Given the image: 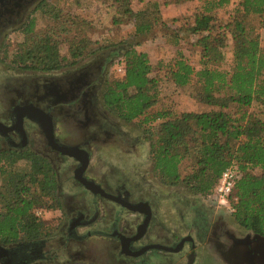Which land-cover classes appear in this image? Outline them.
<instances>
[{"label":"trees","instance_id":"16d2710c","mask_svg":"<svg viewBox=\"0 0 264 264\" xmlns=\"http://www.w3.org/2000/svg\"><path fill=\"white\" fill-rule=\"evenodd\" d=\"M110 1L117 15L113 23L121 24L119 17H123L132 31L113 46L116 51L112 53L122 62L123 73L121 79L104 85V108L123 122L145 127L151 172L162 186L183 185L205 198L224 170L236 168L230 201L232 221L264 237V50L260 42L264 0H237L232 15L217 32L215 13L235 0H171L168 5L201 4L191 23L174 29L164 23L158 1L138 0V4L144 3L138 10L131 8L130 0ZM158 26L165 42L172 46L179 47L183 34L194 38L191 46L198 50V69L178 51L168 63L166 75L176 88L191 86L194 100L212 110L179 115L151 112L157 103V83L151 77L153 68L147 55L136 48L150 39ZM228 36L231 66L222 70V49ZM85 46L84 40H73L68 57L61 58L56 42L45 36L21 57V69L54 72L64 65H75ZM29 58L32 62L27 64ZM252 107L257 111L249 112ZM155 122H159L155 128H147ZM20 161L25 162L26 169L13 168ZM186 161L188 172L181 174L180 166ZM60 208L55 173L46 159L34 153L0 152V248L7 251L17 243L49 236L52 226L36 212Z\"/></svg>","mask_w":264,"mask_h":264},{"label":"flooded vegetation","instance_id":"af4514ba","mask_svg":"<svg viewBox=\"0 0 264 264\" xmlns=\"http://www.w3.org/2000/svg\"><path fill=\"white\" fill-rule=\"evenodd\" d=\"M43 1L0 0V42L21 29ZM106 62L107 58L102 57L60 76L43 77L29 90L15 89L9 106L0 111V152L26 153L35 142L39 143L43 151L38 155L51 164L57 193L62 169L71 176L69 184L76 187L84 201L67 209L57 228V238L51 235L17 243L7 251L0 248V263L58 264L54 261L56 249L71 245L72 252L66 254L76 261L74 264H154L150 258L155 253H167L171 258L168 264H173L172 260H179L177 264H198L210 252L218 264H264V237L245 230L238 236L227 229L221 214L195 213L201 227L192 236L188 231L178 237L171 233L164 236L156 232L161 224L157 213L153 214L150 197L146 198L142 190L128 189L114 179L95 182L88 171L90 146L118 136L103 114L106 111L102 100L96 99L105 84ZM62 118L74 122V134L56 133ZM100 206L103 215L108 216V226L106 221L96 223ZM146 217L148 221L143 226ZM92 237L100 239L94 244H107L101 252L105 262L96 261L94 251L80 246ZM150 245L154 248L146 249ZM198 249L204 251L201 256Z\"/></svg>","mask_w":264,"mask_h":264},{"label":"rangeland","instance_id":"374dc122","mask_svg":"<svg viewBox=\"0 0 264 264\" xmlns=\"http://www.w3.org/2000/svg\"><path fill=\"white\" fill-rule=\"evenodd\" d=\"M145 1L159 2L161 17L171 29L191 23L192 14L198 11L201 5L190 2L178 7H168L171 0ZM237 2V0L232 1L228 6L215 13V32H217L218 27L223 26L228 21ZM42 3V8L36 11V7L21 29L13 31L5 40L0 42V111L9 106L14 97L15 89L29 90L35 83H40L43 77L60 76L76 66L89 64L102 57L107 58L104 68V83L107 84L111 80H118L122 77V62L118 60L119 57L112 53L116 51L113 46L125 40L127 35L131 33L132 27L123 17H119L121 24L115 25L113 23L117 15L110 0H44ZM130 3L133 10H138L144 4H138V0H130ZM65 19V25L61 28L60 24ZM163 35L164 32L158 26L154 35L136 48L138 52L147 55L153 68L151 77L157 83V103L151 112L168 111L174 115H179L184 112L200 113L212 110L194 100V90L191 86L176 88L170 83V79L166 75L167 65L175 58L178 51L183 54L191 66L198 69V50L191 46L194 38L186 37L183 34L184 41L180 43L179 47H175L169 42H165ZM45 36H50L56 42L57 53L61 58L68 57V47L73 40L86 42L84 53L75 65H64L54 72L22 70L21 57L29 54L35 44ZM260 36L261 46L264 50V31H261ZM224 46L222 49L224 61L220 68L228 70L231 66L232 50L229 36ZM117 53L120 54V51ZM26 62L30 64L32 59L29 58ZM102 91L103 89L96 95V99L100 102ZM104 110L106 114H103L107 118L108 124L112 126L118 136L108 139V142L100 140L90 146L88 171L92 173L91 176L96 183H100L101 178H108V181L110 179L117 180L127 188L135 187V189L142 190L145 197H150L149 200L154 205L153 214L157 213V222L158 219L161 222V229L158 228L156 232L164 236L171 233L178 237L184 235L186 231H188V235L192 236L195 230L201 227L200 218L194 216L195 213L200 212H206L211 216L223 215L227 229L231 232L234 231L238 236L248 232H244L242 228L234 224L229 210L210 205L205 199L188 191L185 186L165 187L160 185L151 172L150 143L144 140L145 127L137 122H123L105 108ZM248 111L256 112L257 109L252 107ZM58 122L56 133L59 135L74 134L77 129L74 122L68 118H62ZM158 123L149 124L147 128H155ZM34 144L33 148L30 147V151L26 153L38 155L43 151L39 143L35 142ZM188 165L189 161L181 164V174L188 172ZM13 168L24 170L26 164L20 161ZM61 170L59 171L61 188L60 193H57L61 206L60 210L36 212L37 215L40 214L39 217L52 226L53 231L50 232L49 236L52 235L54 238H57V228L64 220L67 209L74 208L79 202H84L76 187L71 183L69 184L71 176L68 173H62ZM252 173L259 174L257 170H253ZM168 196L170 200H168ZM99 208V217L96 223L106 221L108 226V216L107 214L103 215L101 206ZM108 208H112L111 205ZM120 214H122L121 211ZM263 239L261 238L262 242ZM99 241L100 239L92 237L86 241V244H80V246L91 252L94 251L96 261L105 262L101 252L107 244H94ZM54 245L58 246V244ZM66 245L68 246V244ZM70 247L71 245L67 248L56 249L58 255L54 261L58 264H74L76 261H71L66 254L67 251L72 252L69 250ZM206 247L204 246V248ZM198 250L200 251L198 254L201 256L204 251L203 249ZM209 254V256L206 255V258H202L198 264H218L217 259H212V253Z\"/></svg>","mask_w":264,"mask_h":264},{"label":"built area","instance_id":"2783aa9c","mask_svg":"<svg viewBox=\"0 0 264 264\" xmlns=\"http://www.w3.org/2000/svg\"><path fill=\"white\" fill-rule=\"evenodd\" d=\"M237 179V170L234 167H229L224 170L218 180L213 191L205 198L210 205L221 207L232 212L230 201L232 197L234 183Z\"/></svg>","mask_w":264,"mask_h":264},{"label":"crops","instance_id":"0c3cea01","mask_svg":"<svg viewBox=\"0 0 264 264\" xmlns=\"http://www.w3.org/2000/svg\"><path fill=\"white\" fill-rule=\"evenodd\" d=\"M168 7H178V6L168 5ZM128 189H135V187H131ZM168 200H170L169 196H168ZM156 218H157V216H156ZM158 223L161 224L159 219H158ZM152 257L150 258L152 261L151 260L150 261L154 264H168V262L171 261V258H168L169 256L167 253H155L152 255ZM172 261H173V264H177V262H179V260H176L177 262L175 260H172Z\"/></svg>","mask_w":264,"mask_h":264},{"label":"water","instance_id":"95a60500","mask_svg":"<svg viewBox=\"0 0 264 264\" xmlns=\"http://www.w3.org/2000/svg\"><path fill=\"white\" fill-rule=\"evenodd\" d=\"M147 213H149V210L147 211ZM147 221H148V219H147V217H146L145 220L143 221V226H144L145 224H147ZM152 248H154L153 245H150V246L146 247V249H152ZM188 264H190V262H189Z\"/></svg>","mask_w":264,"mask_h":264}]
</instances>
